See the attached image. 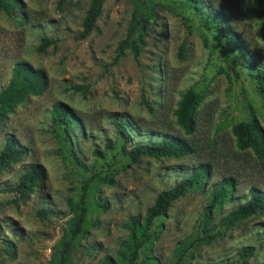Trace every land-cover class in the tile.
I'll use <instances>...</instances> for the list:
<instances>
[{
    "label": "rangeland",
    "instance_id": "374dc122",
    "mask_svg": "<svg viewBox=\"0 0 264 264\" xmlns=\"http://www.w3.org/2000/svg\"><path fill=\"white\" fill-rule=\"evenodd\" d=\"M17 2L12 16L0 11V90L20 61L43 70L49 83L0 126V151L10 135L27 149L20 163L0 172V264H54L93 172L107 174L113 184L87 192L86 234L65 264H126L129 217L143 218L157 194L202 164L211 167L209 177L155 219L138 264H264V216L228 224L252 187L264 191V161L240 150L233 135L235 125L252 116L264 130V96L247 63L264 69L258 0H104L95 29L83 40L77 36L92 0ZM198 6L221 15L236 43ZM138 15L148 20L138 60L130 50L116 59ZM43 39L51 43L39 51ZM188 89L202 101L194 125L183 129L174 112ZM57 103L70 112L66 127L52 124ZM114 120L129 125L132 144L125 151L121 143L105 148L115 145ZM162 137L184 139L192 154L129 163V148ZM29 165L45 172L33 192L24 198L3 192ZM226 178L234 188L206 219L205 208ZM245 247L253 248L248 257Z\"/></svg>",
    "mask_w": 264,
    "mask_h": 264
},
{
    "label": "trees",
    "instance_id": "16d2710c",
    "mask_svg": "<svg viewBox=\"0 0 264 264\" xmlns=\"http://www.w3.org/2000/svg\"><path fill=\"white\" fill-rule=\"evenodd\" d=\"M104 0H92L89 8L85 12L82 22V30L77 38L80 40L88 37L95 29L96 22L101 15ZM19 4L17 0H0V11L7 16H12ZM198 11L211 19L217 27L221 35L230 43H236V36L229 32L223 26V18L221 15L212 12H203L198 6ZM258 17L261 39L264 42V0H258ZM148 29V20L140 15L134 16L132 22L127 28L125 38L119 43L117 49V58L124 55L126 50H130L133 58L137 61L144 45V34ZM51 43L47 39H43L39 46V51H44ZM182 49L179 51V58H183ZM248 70L251 77L256 81V85L260 93L264 96V69L257 67L253 62L248 61ZM48 78L43 70L35 69L24 61L17 62L12 68L11 78L8 84L0 90V126L7 120L8 116L14 113L15 109L25 103L32 97L40 96L48 88ZM202 101V95L196 93L192 89H188L181 96L174 117L177 126L183 129L192 127L195 123V112ZM52 124L55 126H67L71 123L69 118L70 112L60 103L52 106ZM116 130L115 145L108 144L106 150L115 149L118 143H121L124 151L125 147L132 144V137L127 131L129 125L122 120L113 121ZM236 145L240 150H251L255 157L264 161V130L258 119L252 116L247 121H242L235 125L233 129ZM191 145L184 139L178 137H162L158 141L148 140L143 144H135L127 152L125 156L129 163L138 164L141 158H173L178 159L192 154ZM27 154L26 147L22 146L13 135L5 140V144L0 151V172L6 170L12 165L18 164ZM211 167L208 164H202L195 167L188 178L178 182L170 189L163 190L155 197L150 207L146 209L145 216L134 215L129 217L125 228L130 234L131 250L125 257L126 264H138L139 251L147 242L148 232L153 225L155 219L165 215L172 204L189 191L194 185L206 180L210 175ZM45 177L43 168L39 165H29L21 174L18 181L11 187H7L3 192L14 193L18 198L29 196L37 183ZM96 184H106L112 186L113 180L107 174L102 172L91 173L84 181L81 194L77 200L74 211L75 216L71 222L68 235L64 237L58 258L54 264H65L67 256L72 250L73 245L80 241L86 234L84 229L85 218L87 214V192ZM234 181L231 178L223 179L219 182L214 190L209 205L205 208L206 219L211 217L215 207L226 198L234 188ZM264 216V191L257 187L249 190L248 200L237 206L230 212L228 224L235 226L241 221L254 216ZM249 253L247 254V252ZM253 251L252 247H245L242 253L250 256Z\"/></svg>",
    "mask_w": 264,
    "mask_h": 264
}]
</instances>
